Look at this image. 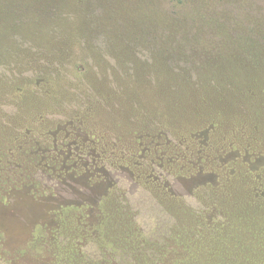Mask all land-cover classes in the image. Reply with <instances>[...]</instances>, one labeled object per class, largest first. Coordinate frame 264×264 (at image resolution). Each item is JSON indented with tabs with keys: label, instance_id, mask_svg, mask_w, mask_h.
Masks as SVG:
<instances>
[{
	"label": "trees",
	"instance_id": "1",
	"mask_svg": "<svg viewBox=\"0 0 264 264\" xmlns=\"http://www.w3.org/2000/svg\"><path fill=\"white\" fill-rule=\"evenodd\" d=\"M74 15L56 21L67 48L41 44L42 62L0 75V105L22 112L0 143V203H43L30 246L65 264H264L260 74L122 76L96 52L93 68L70 49L89 37Z\"/></svg>",
	"mask_w": 264,
	"mask_h": 264
},
{
	"label": "rangeland",
	"instance_id": "2",
	"mask_svg": "<svg viewBox=\"0 0 264 264\" xmlns=\"http://www.w3.org/2000/svg\"><path fill=\"white\" fill-rule=\"evenodd\" d=\"M12 3L18 5L17 11ZM75 12L81 13L76 26L89 37L78 42L80 52L79 45L70 49L77 56L88 51L93 68L99 58L101 70L122 76L210 71L225 76L232 70L247 77L244 82L253 74H260L264 82V52H257L264 48L263 0H0V75L21 76L28 61L42 62L41 44L67 48L72 43L70 24H65L67 37L61 44L56 21L69 17L74 22ZM249 21L259 25L257 36L243 30ZM253 38H257L255 45ZM93 52L98 54L96 59ZM248 53L250 58L242 65L237 62ZM0 107V143L12 146L6 136L19 129L14 116L21 106L3 103ZM28 198L18 195L11 199L12 205L0 203V264H65L50 248L30 246L44 205ZM74 263L87 261L80 255Z\"/></svg>",
	"mask_w": 264,
	"mask_h": 264
},
{
	"label": "bare ground",
	"instance_id": "3",
	"mask_svg": "<svg viewBox=\"0 0 264 264\" xmlns=\"http://www.w3.org/2000/svg\"><path fill=\"white\" fill-rule=\"evenodd\" d=\"M165 92V91H164Z\"/></svg>",
	"mask_w": 264,
	"mask_h": 264
}]
</instances>
